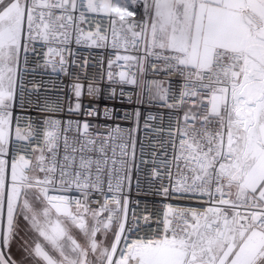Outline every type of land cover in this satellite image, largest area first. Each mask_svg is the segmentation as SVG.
I'll use <instances>...</instances> for the list:
<instances>
[{"label":"snow or ice","instance_id":"obj_1","mask_svg":"<svg viewBox=\"0 0 264 264\" xmlns=\"http://www.w3.org/2000/svg\"><path fill=\"white\" fill-rule=\"evenodd\" d=\"M81 7L115 13L131 44L142 46L143 56L117 59L136 61L141 75L150 69L180 78L178 96L171 80L146 82L149 102L170 109L190 105L168 129L171 139L165 143H171L172 156L165 151L152 176L167 175L169 184L159 190L165 197L208 199L200 207L165 204L154 222L135 211L129 218L123 193L130 175L122 173L130 172L124 159L129 147L135 159L139 109L123 117L134 120L133 127L108 126L97 139L88 138L92 126L85 122L81 135L86 143L69 152L65 136L59 163L54 131L44 133L46 149L31 150L39 153L34 158L21 154L28 153L27 146L10 152L21 54L27 65L37 42L66 43L67 35L58 29L66 27L62 21L72 22L77 0H0V264H264V0H126L123 7H113L111 0H87ZM138 13L139 20L131 19ZM45 56L44 66L66 71L58 50L49 46ZM119 77L137 84L135 74L121 72ZM73 87L79 99L83 86ZM97 91L89 85V95ZM153 119L149 114L144 127ZM31 136V124L25 132L17 123V141ZM151 155L156 165L157 153ZM73 190L79 197L68 195ZM94 193L103 196L102 203Z\"/></svg>","mask_w":264,"mask_h":264},{"label":"built area","instance_id":"obj_2","mask_svg":"<svg viewBox=\"0 0 264 264\" xmlns=\"http://www.w3.org/2000/svg\"><path fill=\"white\" fill-rule=\"evenodd\" d=\"M86 3L87 0H77V9L70 13L73 16L72 22L69 24L66 20L62 21L66 27L58 29V31L67 35L66 43L54 42L50 45H44L37 42L34 45L36 51H29L27 54V65L23 63L24 54H21L16 98L12 108L10 152H15L20 146H27L28 153L21 152V154L31 155L34 158L39 153H32L31 150L38 147L46 149L44 133L54 131L58 137L57 161L59 163L65 152V136L68 137L69 152H71L72 147L79 149L82 144L86 143V138L81 135L85 122L92 126L89 129L91 135L88 138L97 139V133L107 134L108 126L115 127L119 124L123 128L133 127L134 120H125L123 117L125 113H132L133 110L139 109V128L135 133L137 140L135 159L131 158V148L129 147V157H124V159L129 161L130 172L122 173V175H130V179L124 180L123 193L129 200V218L131 219L132 212L135 211L137 216L150 215L154 222L156 214L163 212V205L169 203L200 207L201 202L206 201L207 197H202L200 200L165 197L159 194V190L162 184L164 186L169 184L167 175H164L163 179L152 176V169L158 167L159 161L165 158L164 152L167 151L168 158L172 156L171 143H165L171 139L168 135V129L170 127L175 128L177 118L182 117L190 105L186 103L178 109H170L160 106L158 101L149 102L146 92L148 84L146 82L152 79L171 80L173 90L178 96L180 89L177 81L180 78L176 75L169 77L155 75L150 69L141 75L136 61L117 59V57L124 56H143L142 46L134 47L131 44L130 33H127L126 29L121 26V22L115 13L89 12L86 8L81 7L82 4L86 5ZM111 3L113 7H123L126 0H111ZM81 11H84L83 20L80 19ZM53 12L55 15H60L59 9H54ZM131 19L139 20L140 14L138 13ZM97 32H99V36H103L105 39H99V36L95 35ZM88 33L93 34L92 39L86 38ZM78 38H80V43H77ZM125 38L129 43H124ZM63 39L64 37L61 36L60 40L63 41ZM92 40H95L96 43L93 44ZM49 46L58 50L63 56L66 71L53 72L51 67L44 66L45 54ZM29 47L32 48L33 45L30 44ZM59 58V56L54 57L56 61H59ZM148 67V64L145 63V68L148 69ZM109 72L112 73L111 80L108 78ZM121 72L126 73L129 77L135 74L137 84L121 82L119 77ZM21 84L23 85L22 89ZM75 84L83 86L82 95L79 99L75 96L73 87ZM89 85L98 91L89 95ZM165 86L167 87V84ZM130 100L131 102H129ZM138 100L144 102L137 103ZM173 102V100H169V103ZM77 103L80 104L78 111L75 110ZM70 108L73 111H69ZM105 109L110 110V116L105 115ZM193 110L195 111V109ZM149 114L155 119L148 120L150 127L145 128L144 124ZM17 117H19L18 122ZM53 121L59 123L54 125ZM69 121L73 122L71 126L68 124ZM17 123L25 132L28 125L31 124L32 136L29 141H17L15 139ZM77 125H79V130ZM157 128L163 129V131L157 133L155 131ZM154 144L156 145L155 148H153ZM160 144H164L165 147L161 148ZM141 147H143V153ZM153 151L157 153L156 165L151 163ZM117 153L119 154V148H117ZM45 154L50 156L47 151ZM84 154L96 155L95 152ZM79 155L81 153L78 151L76 156L79 157ZM108 155L111 157L110 148ZM117 159L119 160L121 157L117 155ZM142 161H148V163H142ZM159 170L161 173L167 172L164 167H160ZM172 172L175 175L176 169L173 168ZM104 190L107 192L106 176ZM68 195L79 197L80 193L73 190ZM93 195L95 199L103 202V196L100 193ZM203 206L207 207L208 205L204 204Z\"/></svg>","mask_w":264,"mask_h":264},{"label":"rangeland","instance_id":"obj_3","mask_svg":"<svg viewBox=\"0 0 264 264\" xmlns=\"http://www.w3.org/2000/svg\"><path fill=\"white\" fill-rule=\"evenodd\" d=\"M23 234V233H22ZM73 235L78 239V240H83L82 236L79 234V232L75 229H73ZM111 239V237H109Z\"/></svg>","mask_w":264,"mask_h":264},{"label":"crops","instance_id":"obj_4","mask_svg":"<svg viewBox=\"0 0 264 264\" xmlns=\"http://www.w3.org/2000/svg\"><path fill=\"white\" fill-rule=\"evenodd\" d=\"M81 243H83V240H79Z\"/></svg>","mask_w":264,"mask_h":264}]
</instances>
